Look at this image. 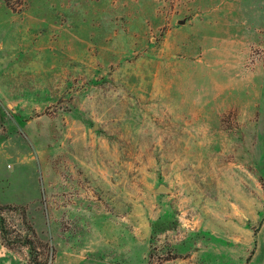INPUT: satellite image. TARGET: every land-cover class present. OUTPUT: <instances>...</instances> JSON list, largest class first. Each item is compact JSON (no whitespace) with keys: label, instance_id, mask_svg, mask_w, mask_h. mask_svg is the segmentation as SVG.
<instances>
[{"label":"rangeland","instance_id":"374dc122","mask_svg":"<svg viewBox=\"0 0 264 264\" xmlns=\"http://www.w3.org/2000/svg\"><path fill=\"white\" fill-rule=\"evenodd\" d=\"M262 2L0 0V264H264Z\"/></svg>","mask_w":264,"mask_h":264},{"label":"crops","instance_id":"0c3cea01","mask_svg":"<svg viewBox=\"0 0 264 264\" xmlns=\"http://www.w3.org/2000/svg\"><path fill=\"white\" fill-rule=\"evenodd\" d=\"M261 12H264V2H262V3L259 4L258 15H259ZM259 16H260V15H259ZM245 24H246V25H258V24L264 25V20H262V19H260V20H255L254 18H250V17H248V18L246 19ZM240 25H244V24L241 23Z\"/></svg>","mask_w":264,"mask_h":264},{"label":"water","instance_id":"95a60500","mask_svg":"<svg viewBox=\"0 0 264 264\" xmlns=\"http://www.w3.org/2000/svg\"><path fill=\"white\" fill-rule=\"evenodd\" d=\"M160 190H166V187H162V188H160Z\"/></svg>","mask_w":264,"mask_h":264}]
</instances>
